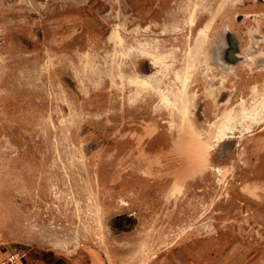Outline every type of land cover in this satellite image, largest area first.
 I'll return each mask as SVG.
<instances>
[{
    "label": "rangeland",
    "instance_id": "1",
    "mask_svg": "<svg viewBox=\"0 0 264 264\" xmlns=\"http://www.w3.org/2000/svg\"><path fill=\"white\" fill-rule=\"evenodd\" d=\"M264 264V0H0V262Z\"/></svg>",
    "mask_w": 264,
    "mask_h": 264
},
{
    "label": "built area",
    "instance_id": "2",
    "mask_svg": "<svg viewBox=\"0 0 264 264\" xmlns=\"http://www.w3.org/2000/svg\"><path fill=\"white\" fill-rule=\"evenodd\" d=\"M0 264H29L27 261V254L22 251H15L10 253ZM62 264V263H54Z\"/></svg>",
    "mask_w": 264,
    "mask_h": 264
}]
</instances>
